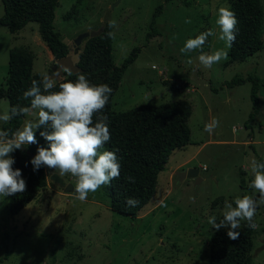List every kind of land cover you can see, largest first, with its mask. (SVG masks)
Masks as SVG:
<instances>
[{
  "label": "rangeland",
  "instance_id": "1",
  "mask_svg": "<svg viewBox=\"0 0 264 264\" xmlns=\"http://www.w3.org/2000/svg\"><path fill=\"white\" fill-rule=\"evenodd\" d=\"M261 4L264 19V0ZM159 5L163 10L151 25ZM221 7L229 8L228 2L58 0L54 30L69 46L74 64L86 42L75 47L76 37L99 32L113 20V64L121 66L133 49H140L112 97V110L119 113L144 104L187 101L192 144L170 155L166 170L158 176L156 193L135 219L111 210L107 185L80 201L74 192L75 177L45 167L47 187L17 215L9 214L8 197H0V264H209L208 245L216 231L209 219L214 216L217 223L223 219L225 201L232 203L245 195L258 198L249 188L251 160L264 158V33L259 52L228 66L227 58L204 68L197 59L200 51L180 52L187 39L209 29L216 35L208 38L203 52H228L215 25ZM3 13L0 1V17ZM152 31L157 35L151 37ZM12 48L29 49L34 55L33 73L53 78L55 61L41 40L38 23L29 22L16 34L0 27V87L5 88ZM65 73L54 78L56 84L67 77ZM248 77L257 79L259 87L260 109L251 123L247 122L252 111L251 82L227 85L232 79ZM174 83L180 90H172ZM7 110L8 100L0 99V114ZM26 119L35 120V112L24 117L22 125ZM213 121H218V127L210 135L204 128ZM3 125L0 122V129ZM189 168L199 170V183L179 182L174 175ZM53 176L73 191L65 192ZM254 223L251 264H264V206L257 209ZM246 224L241 221L240 227Z\"/></svg>",
  "mask_w": 264,
  "mask_h": 264
},
{
  "label": "trees",
  "instance_id": "2",
  "mask_svg": "<svg viewBox=\"0 0 264 264\" xmlns=\"http://www.w3.org/2000/svg\"><path fill=\"white\" fill-rule=\"evenodd\" d=\"M3 6V16L0 17V27H5L11 34L22 30L29 22L39 25L41 40L52 54L54 60L70 55V48L54 30L55 9L58 0H0ZM172 0H164L168 3ZM229 9L235 13L237 24L236 41L228 49L226 66L233 62H244L261 50L263 27V8L261 0H226ZM189 4V3H188ZM163 5L156 7L151 25L161 14ZM112 27L106 22L100 33L86 39L83 50L78 55L76 66L81 69L88 80L96 85L107 84L113 89L104 114L109 116L110 141L103 149L115 151L121 164L120 177L106 186L110 199L111 210L137 218L139 213L150 202L158 185V176L166 170L170 155L179 149L191 145V116L189 102L181 100L157 106L144 104L126 112L115 113L112 110V97L128 68L135 61L139 48L132 50L121 66L113 64L111 59L112 38L107 36ZM157 35L152 31L150 36ZM33 53L27 48H12L8 56V71L5 88L0 87V99H7L9 110L13 106H30V101L23 98V92L31 87L33 80L42 81V77L33 73ZM66 74V73H65ZM70 73L57 83L53 91H58V85L77 79ZM251 82L252 111L248 123L254 121L259 113L260 105L257 96L258 80L248 77L235 78L228 86ZM167 84L166 81L163 82ZM172 90H180L179 85L172 84ZM25 116L13 118L2 126L3 130L20 128ZM95 120V117H94ZM246 128L247 125H245ZM42 130V129H41ZM37 144L24 147L12 154L15 159L14 170L19 169L26 181V190L8 197L7 208L11 216L17 215L26 205L33 202L38 194L47 187L46 170L42 166L34 171L30 161L37 154L38 147H47V142L36 133ZM264 163V158H258ZM27 164V166H25ZM128 177L134 182H129ZM133 198L139 203L129 207L125 200ZM237 231L240 236L231 240L226 229L214 231L209 241V264H251L253 229L248 223Z\"/></svg>",
  "mask_w": 264,
  "mask_h": 264
},
{
  "label": "clouds",
  "instance_id": "3",
  "mask_svg": "<svg viewBox=\"0 0 264 264\" xmlns=\"http://www.w3.org/2000/svg\"><path fill=\"white\" fill-rule=\"evenodd\" d=\"M237 24L235 13L228 7L218 9L215 25L219 29L218 39L225 42L226 48H231L236 41ZM115 26L114 20L109 22V27ZM215 35V30L209 29L195 38L187 39L180 48L181 54L200 51L197 59L204 68H211L226 60L228 52L225 49L203 52L208 38ZM107 36L114 38V33L108 32ZM55 87V79L48 75L42 81L33 80L31 87L23 92V98L30 101V106H13L0 114V122L4 124L16 117H26L33 112L36 114L35 120L26 119L22 127L14 131L0 129V197L13 196L26 190L21 170L13 168L15 159L12 154L23 147L37 144V131L48 146L37 148V154L30 161L34 171L44 166L55 170L60 176L70 174L75 177L74 192L80 201H85L90 193L102 186L110 185L112 180L119 179L121 164L116 152L101 151L111 138L109 116L103 110L109 103L113 89L107 84L90 83L85 74H78L75 82L60 83L58 91H53ZM215 127H218V121L209 122L204 131L211 135ZM251 170L253 178L249 188L258 194V198L245 195L235 198L232 203L225 201L223 219L219 223L214 216L209 219L216 231L226 229L231 240L239 238L237 229L241 221H247L252 229L256 228L254 217L257 209L264 206V163L252 159ZM127 179L134 182L131 177ZM125 203L134 207L139 201L126 198Z\"/></svg>",
  "mask_w": 264,
  "mask_h": 264
},
{
  "label": "water",
  "instance_id": "4",
  "mask_svg": "<svg viewBox=\"0 0 264 264\" xmlns=\"http://www.w3.org/2000/svg\"><path fill=\"white\" fill-rule=\"evenodd\" d=\"M99 33L100 31L79 34L74 40V46L79 47L84 40L88 38H93L97 36ZM74 52L76 53V50ZM54 61H55V67L52 69L53 78H56L58 76H64L65 72L70 73L72 75L81 73V69L74 64L72 57L70 55L62 59L54 60ZM21 150H24V147ZM174 175L177 177L179 182H182L185 179H192L195 181V184H197L201 181L199 177V170L195 168H189L187 170L176 171ZM51 179L59 183L62 187H64L65 192L73 191L70 185H65L63 181H61L60 179H57L55 176L51 177ZM261 248L264 249V243Z\"/></svg>",
  "mask_w": 264,
  "mask_h": 264
},
{
  "label": "crops",
  "instance_id": "5",
  "mask_svg": "<svg viewBox=\"0 0 264 264\" xmlns=\"http://www.w3.org/2000/svg\"><path fill=\"white\" fill-rule=\"evenodd\" d=\"M50 59L54 60L52 54L50 55ZM249 143L253 144V143H255V142H254V141H249V142H247V144H249ZM202 145H203V144H202ZM202 145H201V147H200L199 149H202V148H203ZM191 159H192V158H189V159H187V161H190ZM184 162H185V161L180 162V163H178L176 166H179V165L183 164Z\"/></svg>",
  "mask_w": 264,
  "mask_h": 264
},
{
  "label": "built area",
  "instance_id": "6",
  "mask_svg": "<svg viewBox=\"0 0 264 264\" xmlns=\"http://www.w3.org/2000/svg\"><path fill=\"white\" fill-rule=\"evenodd\" d=\"M202 170H203V171H205V170H206V168H205V167H203V168H202Z\"/></svg>",
  "mask_w": 264,
  "mask_h": 264
}]
</instances>
